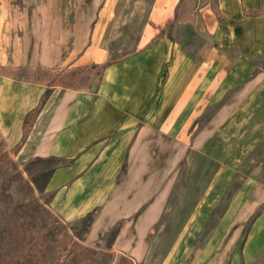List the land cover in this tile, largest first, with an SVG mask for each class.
Returning a JSON list of instances; mask_svg holds the SVG:
<instances>
[{"label": "crops", "instance_id": "crops-1", "mask_svg": "<svg viewBox=\"0 0 264 264\" xmlns=\"http://www.w3.org/2000/svg\"><path fill=\"white\" fill-rule=\"evenodd\" d=\"M182 1L0 0V133L20 144L48 88L7 71L101 61L113 32L129 34L137 51L106 62L96 89L52 88L22 155L60 162L46 192L61 219L95 211L96 234L136 215L138 240L172 202L174 163L190 152L188 160L216 164L204 187H178L195 198L179 205L189 209L183 235L205 238L200 255L210 261L250 222L241 254L229 260L250 264L264 254V185L234 182L264 145V0H209L190 11L194 24L176 19Z\"/></svg>", "mask_w": 264, "mask_h": 264}, {"label": "rangeland", "instance_id": "rangeland-1", "mask_svg": "<svg viewBox=\"0 0 264 264\" xmlns=\"http://www.w3.org/2000/svg\"><path fill=\"white\" fill-rule=\"evenodd\" d=\"M208 1L183 0L178 7L179 13L176 19H185L194 24L198 18L190 11ZM182 8H186L184 14H180ZM129 42V34L113 32L110 39H106L102 44L106 47L103 50L106 51V56L101 61L73 65L64 69L56 67L37 69L26 66L7 72L19 79H29L33 82L42 81L48 86V84H61L64 74L72 68L87 66L90 68L89 71L69 78L66 84L71 85L73 89H96L106 62L116 61L137 51L136 48L128 46ZM90 55L99 56L100 51H95ZM94 64H97L95 68L92 67ZM55 87L69 88L62 84ZM52 91L53 89L42 104L40 111L44 109ZM188 158H190V152L182 160L173 164L174 167L169 178L172 189L168 196L172 202L168 203L165 213L151 228L147 236L138 240L136 215L110 226L107 225L105 229L100 228L96 234H93L96 213L93 221L79 219L68 222L61 219L52 210L51 194L46 192L50 173L60 162L52 158L22 155V149L16 151L0 133V264H26L22 262L23 252L27 239L34 232L44 236L46 240V253L42 264L55 262L58 257L72 256L81 247L99 246L109 248L119 257L131 258L134 264H230L229 260L232 256L241 254L250 222L246 223L239 238L236 237L237 229L235 233H230L228 239L220 244L212 260L208 261L209 252L200 255V249L206 243V239H195L193 233L183 235L184 230L182 229L185 226L181 225L186 219L189 209L179 208V205L187 202L186 200L194 203V193L187 194L188 192H185L179 196L177 190L180 185L184 186L185 190H194L196 180L199 184L206 183L213 172L215 179L218 167L216 164L212 165L202 161L201 158L191 157V160ZM200 181L203 182L200 183ZM246 181L264 185V145L257 147L253 155L242 164L238 176L235 178L234 189ZM205 183H203V187ZM161 194L162 192L156 195L158 197ZM178 200L181 202H177ZM221 211V209L215 210L214 216H219ZM24 212L28 214L27 219L18 220L16 214ZM159 212H163V209H160ZM113 229L116 238L110 244L108 238ZM218 243V241L214 242V248ZM141 246L144 252L139 256L137 250ZM29 264L36 263L31 261ZM233 264H237V262L234 261ZM243 264L246 263L243 262ZM250 264H264V254Z\"/></svg>", "mask_w": 264, "mask_h": 264}, {"label": "trees", "instance_id": "trees-1", "mask_svg": "<svg viewBox=\"0 0 264 264\" xmlns=\"http://www.w3.org/2000/svg\"><path fill=\"white\" fill-rule=\"evenodd\" d=\"M108 63L104 64V67ZM97 64H94L92 67L95 68ZM103 67V68H104ZM90 68L87 66H77L72 68L71 70L67 71L64 76L61 79V84L62 86L72 88L71 85H67L66 81L69 78H73L75 76H79L82 72L89 71ZM61 84H48V88L46 89L45 93L43 94L40 103L37 107L32 109L26 116L25 121H24V135L21 140V143L14 146V149L16 151H19L22 144L25 142L28 133L31 130V127L34 124V121L38 115V113L41 110L42 104L44 101L48 98V96L51 94V89L55 87L56 85H61ZM64 84V85H63ZM52 172V171H51ZM51 174V173H50ZM94 214L95 211L87 215L86 217L82 218L83 220L86 221H93L94 219ZM17 219L24 221L27 219L28 214L26 212L24 213H18ZM116 238L115 230L110 234V237L108 238L109 243H113V241ZM46 240L45 237L33 233L26 242V247L24 250V258L22 262L29 264L31 261H34L36 264H42L43 259L45 257L46 253ZM110 246V245H109ZM134 264L133 260L127 256H117L115 252L111 251L107 247L99 246V247H81L78 252H75L72 256L71 255H66L64 258L58 257L55 262L52 261L49 264Z\"/></svg>", "mask_w": 264, "mask_h": 264}]
</instances>
